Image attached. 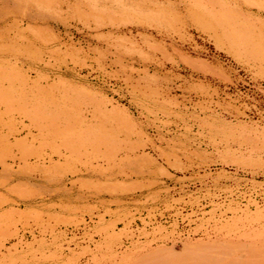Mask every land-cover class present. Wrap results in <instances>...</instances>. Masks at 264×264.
<instances>
[{
	"label": "rangeland",
	"instance_id": "rangeland-1",
	"mask_svg": "<svg viewBox=\"0 0 264 264\" xmlns=\"http://www.w3.org/2000/svg\"><path fill=\"white\" fill-rule=\"evenodd\" d=\"M0 264H264V0H0Z\"/></svg>",
	"mask_w": 264,
	"mask_h": 264
},
{
	"label": "bare ground",
	"instance_id": "bare-ground-1",
	"mask_svg": "<svg viewBox=\"0 0 264 264\" xmlns=\"http://www.w3.org/2000/svg\"><path fill=\"white\" fill-rule=\"evenodd\" d=\"M194 65V64H193Z\"/></svg>",
	"mask_w": 264,
	"mask_h": 264
}]
</instances>
